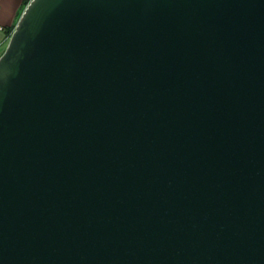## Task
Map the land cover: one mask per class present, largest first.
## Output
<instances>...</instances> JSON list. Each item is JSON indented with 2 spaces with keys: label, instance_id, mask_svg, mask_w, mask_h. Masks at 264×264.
Returning <instances> with one entry per match:
<instances>
[{
  "label": "water",
  "instance_id": "1",
  "mask_svg": "<svg viewBox=\"0 0 264 264\" xmlns=\"http://www.w3.org/2000/svg\"><path fill=\"white\" fill-rule=\"evenodd\" d=\"M0 264H264V0H32Z\"/></svg>",
  "mask_w": 264,
  "mask_h": 264
},
{
  "label": "crops",
  "instance_id": "2",
  "mask_svg": "<svg viewBox=\"0 0 264 264\" xmlns=\"http://www.w3.org/2000/svg\"><path fill=\"white\" fill-rule=\"evenodd\" d=\"M31 1L0 0V57L7 49L11 36Z\"/></svg>",
  "mask_w": 264,
  "mask_h": 264
},
{
  "label": "built area",
  "instance_id": "3",
  "mask_svg": "<svg viewBox=\"0 0 264 264\" xmlns=\"http://www.w3.org/2000/svg\"><path fill=\"white\" fill-rule=\"evenodd\" d=\"M0 29H2V28L0 27Z\"/></svg>",
  "mask_w": 264,
  "mask_h": 264
},
{
  "label": "trees",
  "instance_id": "4",
  "mask_svg": "<svg viewBox=\"0 0 264 264\" xmlns=\"http://www.w3.org/2000/svg\"><path fill=\"white\" fill-rule=\"evenodd\" d=\"M11 34V33H10Z\"/></svg>",
  "mask_w": 264,
  "mask_h": 264
}]
</instances>
